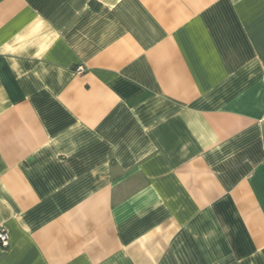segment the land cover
I'll list each match as a JSON object with an SVG mask.
<instances>
[{
  "label": "crops",
  "instance_id": "0c3cea01",
  "mask_svg": "<svg viewBox=\"0 0 264 264\" xmlns=\"http://www.w3.org/2000/svg\"><path fill=\"white\" fill-rule=\"evenodd\" d=\"M263 117L264 0H0V264H264Z\"/></svg>",
  "mask_w": 264,
  "mask_h": 264
},
{
  "label": "built area",
  "instance_id": "2783aa9c",
  "mask_svg": "<svg viewBox=\"0 0 264 264\" xmlns=\"http://www.w3.org/2000/svg\"><path fill=\"white\" fill-rule=\"evenodd\" d=\"M78 70L80 72H82V68H78ZM262 121L264 122V117L262 119ZM10 242V238H9V234L7 232V229L5 227H1L0 228V245L3 247H7L9 245Z\"/></svg>",
  "mask_w": 264,
  "mask_h": 264
}]
</instances>
